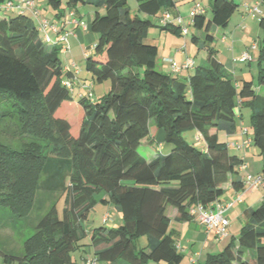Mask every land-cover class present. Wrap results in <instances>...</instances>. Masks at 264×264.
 Instances as JSON below:
<instances>
[{"label":"trees","instance_id":"obj_1","mask_svg":"<svg viewBox=\"0 0 264 264\" xmlns=\"http://www.w3.org/2000/svg\"><path fill=\"white\" fill-rule=\"evenodd\" d=\"M8 1L0 0V12L7 14H0V226L27 219L38 189L64 196L61 212L49 206L20 254L0 249V256L5 263L72 264V254L84 247L91 210L107 203L122 222L91 230L88 245L97 261L180 264L170 223L190 221L194 206L210 209L227 182L235 191L243 189L237 177L243 160L219 138L236 132L241 120L236 111L243 107L250 111L252 145L264 154V96L255 91L264 86V17L255 81L237 84L209 47L205 62L194 65L184 82L159 71L157 47L144 43L152 27L189 35L155 23L165 11L183 20L171 13L178 0H134L135 12L127 0H46L58 21L67 9L74 14L79 6L93 9L90 32L96 44L84 56V69L97 83L109 81L110 88L97 101L93 95L75 101L65 87L72 73L62 70L61 44L41 42L32 17L5 10ZM208 6L209 19L197 5L187 25L204 33L205 46L239 8L236 0H210ZM191 41L198 44V37ZM188 131L198 133L204 151L185 140ZM159 132L167 155L157 151ZM140 146L154 150L153 158L141 156ZM263 239L264 197L248 211L236 239L196 264H264Z\"/></svg>","mask_w":264,"mask_h":264},{"label":"crops","instance_id":"obj_2","mask_svg":"<svg viewBox=\"0 0 264 264\" xmlns=\"http://www.w3.org/2000/svg\"><path fill=\"white\" fill-rule=\"evenodd\" d=\"M37 4L39 14L42 17L48 18L47 11L48 9L46 5V0H34ZM180 3H188L189 5V13L198 5L195 4V0H178L176 3V8L171 12L173 15H180ZM195 5H194V4ZM239 4L238 10L232 16L231 20L235 18V23L231 26V20L226 27V31L224 32V36L220 40V44L222 47L216 49L212 47L216 53V59L220 61L225 67L227 73L230 75L231 79L234 78V81L239 84L241 81H255L256 76V57L257 54L251 53L250 50L253 44L256 45V49L259 47L260 43H256L254 41L252 35L255 31V23H257L259 28V20L261 17H264V0H239L237 2ZM193 4V5H192ZM200 6V5H199ZM88 7V8H87ZM201 8H204L206 12V8L202 5ZM80 6L76 8L75 18L79 20L86 29H81L79 27L66 24L64 19L62 21H58L54 19L52 16L48 18L52 24H57L59 29V36L55 33L50 32V38L53 41L58 40L60 35L65 32H70L66 38V42H68L69 51L65 53L66 62L65 66H62V70L64 72H71L70 67L72 64L75 65L73 52L71 53V46L76 45V47L81 51L82 56L90 54L94 45L96 44V37L94 34L90 32V23L93 16V9L89 6H82L80 11ZM69 10V9H68ZM67 10V11H68ZM66 11V12H67ZM84 12V13H83ZM28 15L32 17V15L27 12ZM33 21L34 18L32 17ZM68 26V29L67 28ZM172 35V36H171ZM159 36L162 38L160 45L157 48V67L159 66V71L164 74L170 75L173 78H176L180 81L187 82L188 79L193 75L194 67L188 70H181L180 72H173L170 68V64L166 61V59L174 60L178 65H181L184 60L188 57L187 52V44L185 42L179 43V40L175 35L168 32H161ZM72 39V42L70 40ZM230 43V44H228ZM72 44V45H71ZM73 49V48H72ZM250 50L252 55L251 62H241L238 61L240 55L246 51ZM207 56V54H206ZM206 59V57H205ZM205 59H201L202 63L205 62ZM195 63V62H194ZM76 66V65H75ZM78 69V67H77ZM81 72L73 76L69 75L67 78L72 82L73 85V96L78 94H86L87 89L85 86H90L88 82H86L85 75L84 77H80ZM255 91L258 94H261L262 88L261 86H257ZM262 95V94H261ZM264 96V95H263ZM241 113V110L236 111V115ZM242 120V114H241ZM239 121L238 128L233 135H223L220 137V141L231 144L235 142H240L242 139L241 130L243 128L247 129L242 121ZM248 130V129H247ZM251 135L250 131L248 130ZM191 135L192 142L200 143L198 140V133L192 132ZM156 141L157 151L163 152V149H167L169 151V147L163 144V134L161 132L158 133ZM193 143V145H194ZM202 144V143H201ZM204 147H198L202 151L205 150V144H202ZM195 146V145H194ZM251 151V148H249ZM248 149V150H249ZM231 149L229 151L231 153ZM246 151H236L237 155L243 160V163L246 164L245 171H239L237 177L243 181V189L241 191H235L230 182L225 183L223 188V195L219 198V202L225 204L230 202L236 198L237 195H241V202L235 203L231 208L227 209L225 212V217L229 221L228 226V235L223 240H217L213 233H207L204 229L199 225L196 218L193 217L188 222H175L172 221L170 223L169 229L172 233V237L175 242V246L177 251L182 255V261L180 264H196V263H204L208 255H215L221 252L224 247L230 242L231 239H236L239 236L240 230L247 219V213L249 210L258 207L264 197V192L261 187H254L249 183L244 182V176L249 174L251 176L261 175L264 177L262 173V167L264 165V158H256L257 160L252 161L251 158H247L249 152ZM155 154V152H154ZM153 158H146L150 160ZM262 162V167H259V163ZM106 197H104L105 199ZM98 207H102L101 209ZM104 208V209H103ZM29 217V216H28ZM39 219L34 218L33 222H31L32 228L34 229L36 223ZM122 222V216L116 210H112L111 204H98L96 205L90 212V216L88 220L85 222V226L87 229V237L81 242L84 246L80 248L78 251L72 254V264H83V260L90 256L95 257L93 250L89 247V238L91 234V230L93 228L99 226H106L115 228L118 227ZM20 222L8 221L7 223H3L0 226V241L3 242H12L14 235L18 234L21 236V240H23L24 235L21 233V229H17L16 225ZM97 224V225H96ZM12 230H9V229ZM24 241V240H23ZM23 243V242H22ZM96 264H121V263H105L97 261ZM154 264V263H150ZM163 264V263H159Z\"/></svg>","mask_w":264,"mask_h":264},{"label":"rangeland","instance_id":"obj_3","mask_svg":"<svg viewBox=\"0 0 264 264\" xmlns=\"http://www.w3.org/2000/svg\"><path fill=\"white\" fill-rule=\"evenodd\" d=\"M62 1H63V3L65 2V0H62ZM236 1L238 2L239 0H236ZM208 3H210V0L209 1L208 0H195V4H198L200 6L202 5L203 7L206 8L207 19H209L211 16L210 10L208 8L209 7ZM127 4H128V7L130 8V10L132 12H135V9H136L135 1L134 0H127ZM80 7L82 8V6H80ZM81 8H80V11L83 10ZM179 9H180V16L183 18V21H184V25L187 26L188 22H189V14H190L188 3H184V4L180 3ZM46 11H47L46 13L48 15V18H51L52 14L49 13V9H46ZM0 14L2 16L7 15L6 13H3L2 11L0 12ZM236 16L234 17V19L231 20V26L234 25ZM138 17L140 19H146L145 15H143V14H138ZM151 20L154 21L153 18ZM66 29L69 30L68 26ZM213 31H214V27L211 28V33ZM225 31H226V29L218 28V31H217V34L215 35L214 41L212 42V44L208 43L206 46L204 44V39H203L204 33L202 31H195L192 27H189V35L188 36H186L185 38L182 36H176V38L179 40V43L185 42L187 44L188 57L194 60L195 66H198L199 64L202 63L201 59H205L207 48L215 47L216 49H219L220 47H222V45L220 44V40L222 37V33H224ZM161 32H163V31H160V29L157 27L150 28L147 37L144 39V43L155 45L158 48V46L160 45V43L162 41V38L159 36V33H161ZM192 35H195L198 37V44H195L191 41ZM252 37H253L254 41H256V43H260L261 38H262V32L258 28L257 23H255V31L253 32ZM70 42H72V39L70 40ZM63 43L66 46H68V42H63ZM228 44H230V43H228ZM72 52H73V57H74L73 59H74L75 65H76V67H78L79 72H81L80 77H84V75H85L86 82H88L90 87H91L93 99L95 101L99 100L103 95H105L108 92V90L110 88L109 81H104L101 83L95 82L91 78V75L85 71V69H84V56H82L81 51L76 47V45L71 46V53ZM251 53L257 54L258 48L255 51H252ZM59 58L61 61V65L65 66V62H66L65 53L60 52ZM157 69L159 70V66L157 67ZM232 80L234 81V78H232ZM261 88H262L261 94L264 95V86H261ZM74 97H75L74 100L76 101L77 100L76 95ZM71 113H74L73 110H69L70 115H71ZM241 114H242V120L241 121H242L243 125L250 131V133H252V129H251L250 121H249V115H250L249 109L247 107H243L241 109ZM8 128L10 129L11 125ZM192 134H193L192 131H188V132L184 133L185 140L191 144L194 143V142H192V138H191ZM223 135H224L223 133L219 134L220 137H223ZM36 142H38V141H36ZM201 143L203 144V141H201L200 143H198V142L194 143V145L197 148L198 147L202 148L204 146ZM250 148H251V151H250V149L247 151V152H249L247 155V158H251L252 161L257 160L256 158H259V159L264 158V154H260L259 151L253 145H251ZM162 151L163 152H161V154H163V155H167L170 153V151H167V149H163ZM138 152L144 158H150L151 156L155 155L154 150L148 148L147 146H140L138 148ZM231 153L237 154V152L234 150H231ZM258 163H259V167H262L261 164H263L264 162L263 163L258 162ZM261 176H262V174H261ZM43 178L44 177L42 176L41 181L43 180ZM64 183H65V185H67L68 180L66 179L64 181ZM63 196H64V194L61 191L60 192L54 191L51 193V192H48L47 190H44L43 188L38 189L37 194H36L35 203H34L33 209L31 210V212L29 214V217L25 220L18 221L20 223L16 225L17 226L16 228L21 229V233L24 235L23 240L27 239L28 237H30L34 233V229L32 228V225H31V222H33L34 218L37 217V219H39L42 215H44L47 212L49 206L54 205V206H56V209L59 212H61V210L63 208ZM98 208L101 209L102 207H98ZM111 208H112V210H116L113 205H111ZM6 213H9V210L3 209L2 214H6ZM170 213H171V211L169 212V214ZM3 216H5V215H3ZM3 218L5 221V217H3ZM9 230H12V229L10 228ZM23 240H21L20 235L16 234V235H14L12 242H3L2 243L0 241V249L4 253H7V254L18 255L22 252ZM145 243H146L145 238H142L140 240L139 246L144 247ZM263 243H264V239H263ZM0 264H15V263H5L3 260V257L0 256Z\"/></svg>","mask_w":264,"mask_h":264},{"label":"built area","instance_id":"obj_4","mask_svg":"<svg viewBox=\"0 0 264 264\" xmlns=\"http://www.w3.org/2000/svg\"><path fill=\"white\" fill-rule=\"evenodd\" d=\"M5 10H18V11H26L29 12L34 18L35 25L39 32L41 42L44 44H52L54 41L50 38L49 33H55L59 36V29L57 24H52L50 20L46 17H42L39 14V10L37 4L34 0H12L6 2L4 6ZM191 12L190 14H192ZM64 22L66 24H70L76 27L86 29L82 23L78 22L75 18V14L73 11L68 10L64 17ZM155 23L160 26H168L175 25L179 27L180 33L185 36L188 34L189 29L186 25H184L183 20L180 17H173L168 12H163L158 18H156ZM71 35L70 32H65L58 38V42L61 44V53H67L69 51V47L66 46L63 42H66V38ZM251 51L256 50V45L253 44L250 48ZM250 50L244 51L238 61L241 62H251L252 56ZM166 61L170 64V68L173 72H180L181 70L192 69L195 65L194 60L191 58H186L181 65H178L174 60L166 59ZM73 76L78 74L77 67L72 64L70 67ZM65 87L73 93V85L71 81L65 82ZM87 89L86 97L89 99L92 98V91L90 86H85ZM82 94H78V97H81ZM242 139L240 142H235L231 144H227L228 148L234 149L236 151H246L252 145V137L249 134L248 130L243 128L241 130ZM199 140V139H198ZM246 164L242 163L238 166V171H245ZM244 182L249 183L254 187H261L264 184V178L261 175L251 176L246 174L244 176ZM241 202V195H237L236 198L230 202L225 204L220 203L218 200L214 202L210 209H203L199 206H194L191 208V212L193 217L196 218L199 225L206 231L207 233H213L214 237L217 240H223L228 235V226L229 221L225 217V212L227 209L231 208L235 203ZM96 257H86L83 260V264H96Z\"/></svg>","mask_w":264,"mask_h":264}]
</instances>
